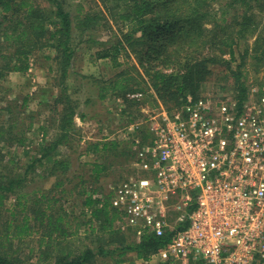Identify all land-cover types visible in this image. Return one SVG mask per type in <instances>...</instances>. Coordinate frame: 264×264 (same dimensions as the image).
Segmentation results:
<instances>
[{"label":"trees","instance_id":"obj_1","mask_svg":"<svg viewBox=\"0 0 264 264\" xmlns=\"http://www.w3.org/2000/svg\"><path fill=\"white\" fill-rule=\"evenodd\" d=\"M45 1L47 7L36 0H0V83L12 73L25 75L32 56L46 52L51 53L45 60L52 62L54 68L49 67V71L57 74L56 86L60 88L50 108L53 116L49 123L54 134L39 145L25 165L19 163L18 168L14 155L10 151L2 154L0 147V264H24L19 251L29 243L34 246L29 244L28 264H99V260L107 257L114 264H124L127 254H133L139 261H149L169 242L172 232L167 231L162 237L144 234L136 242L121 227L120 212L111 206L110 194L103 192L100 184L116 164L112 160L125 155L126 163L121 166L125 169L118 182L123 178L135 155L131 150L135 146L132 139L138 137L145 143L150 138L148 123L126 133L130 137H126L127 141L102 137L88 142L78 156L93 157L92 162L83 164L88 167V175H76L78 182L69 191L62 189L70 181L68 174L73 165L72 159L61 150L72 148L79 130L74 121L84 119L78 112L77 101L67 94L74 31L83 36L103 26L101 21H106L110 28L109 20L122 26L116 41L93 55L116 72L106 80L92 79V82L97 85L99 100L111 97L131 105H137L140 98L129 95L141 93L142 98L148 87L165 105L179 107L188 95L196 101L200 98L197 95L200 87L212 76L211 67L222 62L225 52L230 55L226 64L234 61V47L241 42L244 47L240 63L234 70L229 69L234 88L233 96L228 97L241 104L249 98L253 86L246 84L247 60L256 72L264 70V0H225L220 10H214V5L222 0H98L100 13H83L79 7L75 17L64 9L61 0ZM130 55L135 57L142 73L136 66H131L134 74L123 69L128 63L120 62L119 58ZM257 86L261 88L264 82ZM3 99L0 93V101ZM26 104L23 99L19 110ZM15 107L9 102L0 108V113L11 115ZM131 124L137 122L130 119L128 125ZM15 126V120L0 123V143L25 142L31 122L27 128L18 130V136L12 135ZM39 128L47 136L48 126ZM120 142L127 145V152L120 150ZM49 177L56 179L49 190L37 186L29 189L35 178L39 182ZM58 189L60 194L81 200L78 214L64 208L62 196L52 195ZM10 200L12 208L6 206ZM82 237L89 245L81 241Z\"/></svg>","mask_w":264,"mask_h":264},{"label":"built area","instance_id":"obj_2","mask_svg":"<svg viewBox=\"0 0 264 264\" xmlns=\"http://www.w3.org/2000/svg\"><path fill=\"white\" fill-rule=\"evenodd\" d=\"M248 97L188 99L150 118L147 142L133 139L109 194L136 242L172 232L146 264H264V86Z\"/></svg>","mask_w":264,"mask_h":264},{"label":"rangeland","instance_id":"obj_3","mask_svg":"<svg viewBox=\"0 0 264 264\" xmlns=\"http://www.w3.org/2000/svg\"><path fill=\"white\" fill-rule=\"evenodd\" d=\"M36 1L42 7L48 6L45 0ZM61 1L64 9L69 11L72 17L78 14L77 9L79 7L82 8L83 13L91 14L100 13L102 9L98 0ZM224 3L225 0H222L220 3L215 4L214 10L222 9ZM101 23H103V26L98 27L95 31L86 32L83 36L78 34V31H74V56L70 68V77L67 80L69 85L67 94L71 99L77 101L79 104L78 112L84 115V119L79 120L76 118L74 121L75 126L79 130L74 141L71 143L72 148L66 147L61 150L72 159V170L68 174V179H70V181H66L62 186V189L68 191L78 182L77 176L83 175L86 177L88 175V173H86L89 172L88 167L84 166V162H92L93 157L80 156L78 158L88 142L95 141L102 137H111L119 141H127L125 140L126 137H130L126 133H132V131H127L130 119L135 120L137 124L146 125L151 117L158 115L162 110L172 111L182 106L178 107L174 104H163L157 98L153 89L147 86V82L145 85L148 88H145L143 97L138 100L137 105L126 104L120 99L114 100L111 97L103 101L98 99L97 85L92 82V79L103 81L116 71L110 69L107 62L95 60L93 55L95 51L113 44L122 28L120 24L116 25V23L111 20H109L110 28L107 27L106 21H101ZM249 42L251 43V41ZM242 47H244V45L241 42H239L238 46L234 47L235 60L230 61L229 65L226 64V62L230 60L229 53L225 52L222 54V62L211 67L212 76L200 87L197 93L200 98L196 101L207 97L222 99L231 98L233 96L234 84L229 69L234 70L240 63L239 60ZM48 55H51V53L45 52L35 54L30 60V69L25 75L12 73L0 83V93L4 98L3 101H0V108H5L9 102L17 106L11 115L5 111L1 112L0 123L10 124L15 120L16 126L12 131V135L18 136L16 135L18 130L24 127L27 128L28 124L31 122V128L26 130L25 142L23 144L18 145L14 143V141L0 143V147H3L2 154H5L6 151H10V154L12 153L14 155L13 158L18 164V168L20 167L19 163L21 166L25 165L28 159L37 153L39 145L47 142L54 134V130L51 129L49 123L53 116L50 112V108L52 106V99L58 94L60 88L56 86L58 83L57 74L49 71V67L54 68V66L51 64V61L45 60V57ZM119 61L128 63V66L123 67L128 74H134V70L131 69V66H136L139 72L142 73V69L138 67L139 64L133 55L128 56V58L121 56ZM251 63L252 62L248 59L244 70L246 84L257 86L264 82V70L256 72ZM145 80L147 81V78H145ZM23 99L27 100V104L22 107L20 111L19 106L22 104ZM188 99L194 100L191 95H188L183 105ZM122 110H125V112L122 113ZM41 126H48V131L46 132L47 136L43 135V131L39 128ZM78 137L82 140H78ZM120 143V150L122 149V151L127 152V145L123 144V142ZM131 150L135 151L136 147L134 145L131 146ZM125 158L126 156L124 155L116 160H112L116 162V164L111 168L110 174L104 177L100 183L103 192L108 193L110 187L118 182L120 174L124 172L125 169L121 168V166L126 163L123 162ZM144 177H148V175L144 174ZM55 181V177H49L39 182L37 178H35L34 182L29 184L28 187L32 189L37 186L43 190H49L52 188ZM59 191V189L54 191L52 195L56 197L62 196L64 208L69 211L73 210L74 213L78 214L81 200L75 198V196H68L66 193L60 194ZM12 204L13 200H10L7 202L6 206L12 208ZM81 239L84 244L89 245L88 240L83 239V237ZM29 244L33 245V243ZM29 244L20 247L19 252L22 254L21 257L26 261L24 264H28L30 261H27V252L31 247ZM125 258L126 262L124 264H146L143 261L137 260L133 254H127ZM98 263L114 264L108 257L99 260ZM148 264H158V262L153 260Z\"/></svg>","mask_w":264,"mask_h":264}]
</instances>
